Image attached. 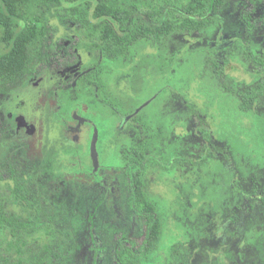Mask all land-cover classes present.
I'll return each instance as SVG.
<instances>
[{
	"label": "rangeland",
	"instance_id": "374dc122",
	"mask_svg": "<svg viewBox=\"0 0 264 264\" xmlns=\"http://www.w3.org/2000/svg\"><path fill=\"white\" fill-rule=\"evenodd\" d=\"M109 1L130 6L134 0ZM168 1L171 2L155 0L153 7L159 9V3L164 7ZM246 14L253 23L251 29L247 28ZM33 15H39L45 26L37 43L39 56L20 77H0V201L8 212L30 223L18 238H6L5 264H31L52 244L65 254L56 264H115L114 248L119 235L124 233L137 243L144 235V226L137 217L130 213V218H123L124 203L118 199L125 193L126 175L113 170L90 173L87 150L91 127L77 120L58 121L62 116L52 98V89L65 84V75L71 79L89 59L80 50L78 59L64 58L62 62L71 63L69 66L57 64L63 46L67 50L74 48L79 25L62 17L55 7L33 3L30 16ZM164 40L158 47L153 46L151 39L135 48L139 53L157 57L152 55L147 66L139 65L138 86L133 75V65L140 63L138 54L128 64L122 61L121 67L126 68H118L119 72L100 80L101 85L109 86L114 98L131 102L128 108H142L138 117L152 116L147 117L149 128L139 127L128 138L133 141L135 137L134 146L140 153L149 151L158 157L146 167L142 177L146 193L163 208L162 238L153 250L158 254L148 264H263L264 199L244 196L237 189L249 194L253 183L264 186V111L260 107L256 117L251 113L252 107L244 111L253 117L254 124L250 125V116L239 109L245 93L237 81L248 83L253 79L250 55L254 49L264 48V0H257L254 5L249 0H227L207 30L172 33ZM157 59L161 60L158 64ZM177 64L180 80L189 78V72L193 74L188 87L179 88L180 80L172 82ZM72 95L76 97L74 92ZM79 98L66 103L76 119L86 113L81 107L85 100ZM184 99L194 104L197 113ZM236 104L241 119L233 110ZM222 108H231V112L220 130ZM200 115L204 119L202 127L215 145L206 154L202 147L209 142L201 139L196 128ZM159 120L167 123L164 133L158 129ZM243 120L248 126L240 125ZM118 122L116 118L109 120L107 134H121L116 131ZM221 132L224 136L216 146L214 138ZM157 133L169 137L162 142L169 151L167 158L163 148L156 143L154 146ZM97 134L95 131L92 141ZM120 141L112 144L116 146ZM177 146L180 150L172 152ZM52 151L58 152L56 158L52 163L46 162ZM160 159L162 162H156ZM165 161H169V169ZM17 173L24 175V185L29 189L26 204L13 198ZM98 189L101 199L96 200L91 191ZM238 202L243 214L236 223L229 216ZM178 214H183L182 224ZM136 264L147 263L140 260Z\"/></svg>",
	"mask_w": 264,
	"mask_h": 264
},
{
	"label": "trees",
	"instance_id": "16d2710c",
	"mask_svg": "<svg viewBox=\"0 0 264 264\" xmlns=\"http://www.w3.org/2000/svg\"><path fill=\"white\" fill-rule=\"evenodd\" d=\"M249 1L253 5L257 4V0ZM226 2L227 0H171L164 7H160L159 3V9H155L153 7L155 0H134L130 6L111 3L109 0H0L2 27L0 77L8 80L20 77L40 54L37 43L45 33V26L39 15L30 16L33 3L43 7L58 8L62 17L78 23L80 39L84 41L87 49L98 53V59L88 64L90 69L96 68L98 72L95 77L97 84H100V80L104 78L102 71L107 75L117 71L118 68L121 71L126 68L121 67L122 61L128 64L138 54L140 63L133 65L134 81L138 86V80L141 79L139 68L144 67L143 65L147 66L154 55L139 53L135 50L138 45L146 44L152 39L153 46L158 47L169 34L205 31L213 24L215 16L220 13ZM248 15L244 16L246 20ZM159 62L161 60L157 59L156 63ZM177 66L178 64L176 77L172 80L173 84L176 83L175 80H180L181 74L178 73ZM189 75L186 80L177 81L179 88L189 86V81L193 77L192 72H189ZM85 77L86 74L83 75V79ZM107 99L121 112L127 113L133 110L130 108L126 110L125 103L113 96ZM187 103L192 112L197 113L194 104L190 101ZM119 160L113 158L109 163L123 164L121 160L119 163ZM145 160L142 156H129L127 166L131 183L135 186L133 192L138 199L135 211L145 219L146 235L141 246L136 247V251L121 242L117 250L120 263L117 264H136L140 260L148 264L158 254L153 250L162 238L163 212L159 203L143 190L142 167ZM12 194L15 201L21 204L28 203L29 189L24 185V175L21 173L15 174ZM78 207L83 210L82 205ZM29 225L27 220L8 212L0 201V264H5L7 260L4 251L6 238H18L22 230L29 228ZM64 255L57 245L52 244L35 256L31 264H56Z\"/></svg>",
	"mask_w": 264,
	"mask_h": 264
},
{
	"label": "flooded vegetation",
	"instance_id": "af4514ba",
	"mask_svg": "<svg viewBox=\"0 0 264 264\" xmlns=\"http://www.w3.org/2000/svg\"><path fill=\"white\" fill-rule=\"evenodd\" d=\"M225 6V5H224ZM224 6L222 7V9L224 8ZM221 9V11H222ZM220 11V12H221ZM250 19V15H248V19H247V28L251 29L253 26V23L249 20ZM241 45L243 46L244 44L241 43ZM247 46L249 47V43H247ZM60 48L57 49V51ZM249 49V48H248ZM62 53L58 54V62L57 64H65L64 66L68 65L69 63L66 62H62L64 60V58L68 57L71 59L73 57L74 60L78 59V51H85L86 54H88V60H86L84 63H82V65L80 66V68H78L76 70V73L72 75V78L69 79L68 76L69 75H65L64 80L66 81L64 85H58L56 86L54 89H52V98L57 102L58 107V114L61 115V118H58L57 120L59 121L60 119H63V123H67V121H75L77 120V122L79 124H88L91 127L92 130V137H91V141H90V146H89V150H87V155L90 158L91 161V166H90V173L96 174L98 172L102 173V171L106 172V171H116L118 173H124L126 175V180H127V185L126 188H124V195L120 196V199H118V201H122L123 204V218H130V213L132 217H137L143 224L144 226V235L142 237L141 242L137 243L136 241H134L133 239H130L128 236H126L124 233H121L119 235V238L117 240V244L114 248V262L115 264L120 263L119 258L117 256V250L118 247L120 245L121 242H124L125 245L127 246H131L133 248V250L136 251V247H140L141 243L143 241V239L145 238L146 235V223H145V219L139 215L136 211H135V205L138 203V199L136 198V193L133 192V189L135 188V186L131 183V176H130V172L128 171V166H127V162H128V158L129 156H136V157H140L142 156V158L146 159L144 161V166L142 167V173L145 172V170L147 169L146 167L152 162L157 160L155 157V155H152L149 153V151L144 154V153H140L139 149L136 150L134 143H136L135 137L133 138V141H129V135L134 136V131L135 129H138L139 127H143L144 129L149 128L146 127L147 125H149V123L147 122V117H151V115H147L145 117H138L139 114V110H132L129 111L127 113L121 112V110L116 107L114 104L109 103L107 97H111L112 98V94H110L109 92V86L108 85H101L97 84V82L95 81V77L98 74L96 68H92L90 69L88 64L94 62L96 59H98V53H93L91 52L89 49L86 48L85 43L83 40L80 39V37L78 38V40L75 43L74 48H68L65 49V46H63L61 48ZM56 51V52H57ZM263 51V53H262ZM257 52L261 53V55H257ZM254 54H251L248 52H246V54L252 57V63L254 64L253 67V79L250 82H238L239 89L241 91H243L245 94L244 96H241L242 93L239 94V97L241 96V98H244V100L239 104V109L242 110L243 112H247L251 107L253 109L254 112L253 115L256 117L257 115V111L260 107H263V111H264V48L259 47L257 49H254ZM101 59V58H100ZM71 64V63H70ZM69 64V65H70ZM68 65V66H69ZM99 65V64H98ZM68 66L66 68H68ZM65 68L62 69V71H64ZM87 70V72L85 73V71ZM102 75L107 76V73H103V71L101 72ZM86 74L85 79H83V75ZM94 76V77H93ZM234 78H232L233 80ZM234 84L236 83L235 79L233 80ZM256 84V86H255ZM144 87L142 86V89ZM164 90H166L167 88L163 87ZM170 89V87H168ZM72 92H74V94H76L74 97V95H72ZM229 92H236V91H231L229 90ZM249 93V95L247 94ZM253 93V94H252ZM235 95H238L237 93ZM246 95L249 96V100L247 102L246 100ZM83 97V99L85 100V102L83 101V105H81V107L84 109V111L86 113H82L83 116H77L76 119V115L75 113H72V115H70V112H68L66 103H70L72 104L74 102V100H76L75 98H78L79 100H81L79 97ZM230 98V97H229ZM77 99V100H78ZM238 99V96L237 98ZM185 100V99H184ZM123 103H125L124 105H126L124 108L127 110L128 107L130 106L131 102H126V101H122ZM185 102H187V100H185ZM237 103V102H236ZM196 108V107H195ZM190 109V108H189ZM223 109V108H222ZM239 109L237 107V104L234 106L233 105V110H235V113L237 115V112H239ZM204 111V109H202ZM230 112H231V108L229 110H227V108L223 109L222 112V123L220 125V130L224 127L225 122H227L229 120L230 117ZM244 112V113H245ZM199 114V113H198ZM204 114V113H203ZM248 113H245V115ZM250 117L248 118L251 122L250 125L254 124V120L253 117L248 114ZM99 116V117H97ZM238 116V115H237ZM243 117V116H242ZM239 117L238 118H242ZM111 118H115L119 120L117 126H116V131L117 133H121L118 135H115L113 137V135L111 134H107V125L108 122ZM203 118L200 115V117H197V123H196V128H197V134L201 136V139H203L205 142H209L208 145H206L205 143V148L202 147L203 152H205V154L207 152H209L210 150L213 151L214 149H212V146H215L213 143L212 138L210 137V135L205 132V130L202 127V122H203ZM155 124H153V128L156 131L157 129V119L154 120ZM161 123H158L159 127L158 129L160 131H162L163 129V133L165 132V130H168L167 127V123L164 120H159ZM242 123H244L245 125H247V122H245L244 120L240 122V125H242ZM248 126V125H247ZM264 126V123H263ZM134 128V129H132ZM151 128V127H150ZM219 130V131H220ZM71 131V130H70ZM69 131V132H70ZM97 131V137H96V152H97V158L94 157V153L95 151H93V134L94 132ZM123 131V132H122ZM131 132V133H130ZM124 133V134H123ZM200 133V134H199ZM158 134V133H157ZM111 135V136H110ZM262 137L264 139V129L262 132ZM139 136H142L141 134H139ZM146 136V135H145ZM159 137H157V140L154 141V146L155 143L157 144V147L163 148L165 156L167 158V155L169 154V151H167L165 149V147L162 145V142L165 139H168V135L164 134L160 137V135L158 134ZM223 133L221 132V136H215V143L216 146H219L220 144L219 141L223 138ZM116 137L115 141H120L118 145L114 146L112 143L115 142L114 138ZM264 141V140H263ZM133 143V144H132ZM203 146V143H202ZM175 149L171 150L172 152H176L178 150H180V147H175ZM138 151V152H137ZM58 152L52 151L51 153H49V157L47 158L46 162H50L52 163L54 157ZM182 155L181 157L183 158V161L186 162L187 158ZM229 156V154H228ZM52 157V158H51ZM202 154L200 156V158H202ZM113 158H117L121 160L120 165H113L110 162V160H112ZM148 159V160H147ZM120 160L118 161L120 163ZM156 162H162V160L160 159L159 161ZM168 163L169 161H165V167L166 169L168 168ZM164 164V163H163ZM98 184V183H97ZM245 186V183H242ZM101 185V184H99ZM252 189L250 188L249 190L252 191L251 193H247V191H244L243 189H237L239 192H241L242 195L244 196H248L251 195L253 198L260 200L264 199V186L262 184H258V183H253L252 184ZM143 190L145 191V186H143ZM101 193V189H98L97 192L95 191H91V196L93 198H96V200L101 199V197L98 195ZM92 200V199H91ZM130 201V203H126L127 201ZM90 203L91 201L88 200ZM86 201V202H88ZM124 201V202H123ZM121 203V202H120ZM163 212V208L161 206V204H158ZM234 211H232L230 213L229 219L238 223L239 222V216L242 215L243 213H241V202H238L235 206ZM131 210V212H130ZM185 214V213H183ZM183 214H178L180 215L179 221L181 223ZM186 215V214H185ZM157 217V215H156ZM165 218V217H164ZM161 221H163V218H161ZM165 221V219H164ZM182 224V223H181ZM183 229L185 227H182ZM264 264V263H263Z\"/></svg>",
	"mask_w": 264,
	"mask_h": 264
},
{
	"label": "water",
	"instance_id": "95a60500",
	"mask_svg": "<svg viewBox=\"0 0 264 264\" xmlns=\"http://www.w3.org/2000/svg\"><path fill=\"white\" fill-rule=\"evenodd\" d=\"M92 148H93V151H95L94 157L97 158V156H96L97 155V152H96V139L93 140V146H92Z\"/></svg>",
	"mask_w": 264,
	"mask_h": 264
}]
</instances>
